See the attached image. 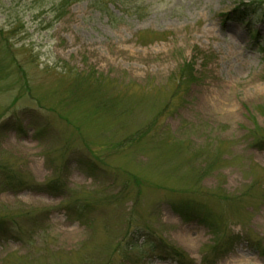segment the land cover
Listing matches in <instances>:
<instances>
[{
    "label": "rangeland",
    "instance_id": "obj_1",
    "mask_svg": "<svg viewBox=\"0 0 264 264\" xmlns=\"http://www.w3.org/2000/svg\"><path fill=\"white\" fill-rule=\"evenodd\" d=\"M115 1L0 0V264H264L261 13Z\"/></svg>",
    "mask_w": 264,
    "mask_h": 264
},
{
    "label": "trees",
    "instance_id": "obj_2",
    "mask_svg": "<svg viewBox=\"0 0 264 264\" xmlns=\"http://www.w3.org/2000/svg\"><path fill=\"white\" fill-rule=\"evenodd\" d=\"M65 1V0H64ZM89 3L91 4V6L93 7V9L98 10L99 12L105 14L107 17L112 18L113 15L111 13V11L109 10L110 6H113L115 8L116 7V1L115 0H87ZM119 1V0H118ZM243 1H247V3L245 4H241L242 6L238 8H236L237 11H241L242 13H246L249 11L250 13V18L251 17H256L261 13V18L264 20V0H242ZM120 6L122 9H126L127 11H123L124 13H126V15H128L127 13L130 12V8L127 7V4L125 3H120ZM125 15V14H123ZM249 16H247V18H249ZM114 21H116V19H114ZM185 83L188 84L189 78L188 79H184ZM178 209H176L178 211V213H180V215L184 216L183 218H189L193 215V213H195L193 207H189L187 205H181V207H177ZM190 210V211H189ZM158 244V243H157ZM155 246V245H154ZM162 247H156V249H158V251L163 253V256H166L167 258L170 259H174V260H178V262H182L184 261V256L178 252L177 250H175L174 248L170 247L169 245L166 244H162ZM261 252L264 254V249H261Z\"/></svg>",
    "mask_w": 264,
    "mask_h": 264
}]
</instances>
